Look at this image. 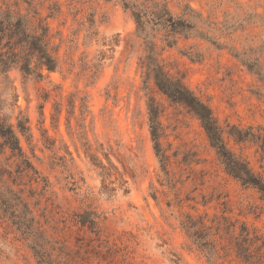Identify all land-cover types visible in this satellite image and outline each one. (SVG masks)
<instances>
[{
  "label": "rangeland",
  "instance_id": "obj_1",
  "mask_svg": "<svg viewBox=\"0 0 264 264\" xmlns=\"http://www.w3.org/2000/svg\"><path fill=\"white\" fill-rule=\"evenodd\" d=\"M29 1L49 25L58 67L44 69L40 79L17 69L0 75V117L13 124L29 119L30 136L18 133L20 145L47 184L23 176L14 186L55 238V250H63L69 264H210L190 245L180 221L186 212L221 214L225 204L226 213L264 237L259 192L225 172L198 118L150 81L149 94L163 109L162 146L171 154L172 180H165L138 69L142 41L119 0ZM165 1L175 16L196 24L173 46L157 35L166 67L184 76L225 130L264 129V0ZM0 5L23 13L29 8L25 0ZM224 138L264 176L258 143ZM8 155L0 159L14 170L16 160ZM86 209L97 214L99 235L62 228L64 216ZM0 264H38L2 217ZM211 264L245 263L230 255Z\"/></svg>",
  "mask_w": 264,
  "mask_h": 264
},
{
  "label": "trees",
  "instance_id": "obj_2",
  "mask_svg": "<svg viewBox=\"0 0 264 264\" xmlns=\"http://www.w3.org/2000/svg\"><path fill=\"white\" fill-rule=\"evenodd\" d=\"M25 1L29 6L25 13L0 5V75L8 77L11 70L17 69L24 77L40 79L44 77V69H57L58 58L55 47L51 45L49 25L35 8H30L31 1ZM119 2L134 20V33L142 41L143 55L139 57L138 69L142 76V88L146 91L148 125L154 154L165 180L168 183L172 180L167 169L171 154L162 146L164 131L160 116L163 109L159 101L149 94L150 81L172 103L183 106L198 118L225 172L242 185L255 188L264 199V176L255 171L245 157L235 153L224 138L227 133L237 142L253 141L264 149V129L258 127V132H253L251 126L244 130L230 125L229 130H225L210 106L185 83L184 76L172 73L160 57L157 35H160L159 39L165 45L173 46L178 35L189 36L196 24L187 18L175 16L165 0ZM196 33L209 38L203 32ZM28 123L27 116L19 117L16 124L8 118L0 117V155L9 151L6 159L16 160L15 169L12 170V164L7 162L3 165L0 159V218L10 222L38 264H69L67 258L63 257L64 251L55 250L52 243L55 238L47 232L44 223L35 214L23 189L14 186L23 176H28L30 183L42 179L47 184L20 145L18 133L30 136ZM184 161L197 162L187 158ZM4 173H7L6 179ZM9 179L12 184L8 182ZM30 189L34 191L32 187ZM153 197L156 198L155 193ZM226 209L225 204L221 214L186 212L180 225L190 245L204 254L210 264L214 258H227L230 255L245 264H264V237L245 222L226 213ZM61 221L64 225L62 228L75 225L79 230L99 235L97 214L93 210L72 213L64 216ZM53 228L55 232L59 229L56 225ZM61 247L65 249V245Z\"/></svg>",
  "mask_w": 264,
  "mask_h": 264
}]
</instances>
